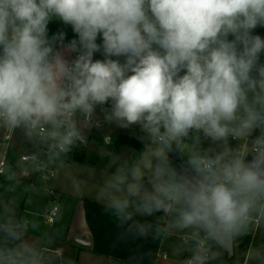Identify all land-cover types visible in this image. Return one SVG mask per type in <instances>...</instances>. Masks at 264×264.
Listing matches in <instances>:
<instances>
[{
    "label": "clouds",
    "instance_id": "1",
    "mask_svg": "<svg viewBox=\"0 0 264 264\" xmlns=\"http://www.w3.org/2000/svg\"><path fill=\"white\" fill-rule=\"evenodd\" d=\"M53 21L70 26L74 38L50 35ZM257 28H264V0H0V129L19 130L59 158L85 144L84 125L98 126L101 116L138 128V158L107 175L96 198L124 237L175 230L190 242L181 264H211L217 249L228 253L264 222ZM157 213L170 221L135 218ZM26 227L0 203V234L19 241L0 246V264H44L23 239Z\"/></svg>",
    "mask_w": 264,
    "mask_h": 264
},
{
    "label": "rangeland",
    "instance_id": "2",
    "mask_svg": "<svg viewBox=\"0 0 264 264\" xmlns=\"http://www.w3.org/2000/svg\"><path fill=\"white\" fill-rule=\"evenodd\" d=\"M255 34L264 37V28H257ZM95 58L102 59L103 57L100 53H97ZM7 133L9 132L0 129V141ZM11 134L12 141L6 156L5 174L0 176V203L8 205L13 210L15 219L18 222L22 221L29 223L28 229L24 231L23 239L41 253L44 264H61V261L65 258L64 250H62L60 244L61 237L67 229L74 226V207L77 202L76 198L80 197L87 203H96V201H99L96 198V194L102 186L105 176L102 174L103 172L100 167L97 168L92 165L101 161L99 157L103 159V156H98L95 151L93 152V148L96 147L95 149H98L103 147L101 141H99L101 137L100 133H94L89 148L86 147L89 146V143L86 146L77 147L70 156V163L81 173L79 179H74V181L79 182L80 186L78 189L74 186L73 182L68 183L66 177L67 162L60 158H55L52 164L57 174L56 178L47 182L43 181V184H40V182H42L41 178H33L34 163H22L21 157L23 155L30 157L32 155L38 156L41 144L28 141L23 132L19 130ZM122 137L130 138L143 147V144L138 142L136 138H132L123 133L118 136L116 141H113V144H111V141L109 144L110 149L107 150L104 160L112 159L113 162L119 164L125 162L132 163L135 161L134 157L137 154L136 147L122 146L118 148L116 146L117 140ZM91 145L93 146L91 147ZM175 158L180 160L177 156ZM21 167H26L30 171L32 170L31 178L25 179L20 175ZM10 170L17 173L16 179L9 180L7 178ZM49 185L55 191L54 197H51L49 194V189H51ZM67 193L72 194L75 200L66 197L69 196ZM54 206L58 208V215L54 224L49 226L45 223V217ZM167 219L170 221L171 218ZM1 235L3 237V246L6 244L11 247L19 243V241H5L3 234ZM233 243L234 257L232 264H242L239 242L236 239ZM254 243L258 244L259 242L254 241ZM43 247H47L48 250L43 252ZM189 247V238L185 236L184 233L173 230L164 237L162 253H166L167 259L163 260L160 258L157 260L156 264H181V262L190 255V252L186 250ZM55 250L61 251V255H56ZM217 251L220 252L219 259L211 261V264H219L222 259L225 264H229L227 254L219 249H217ZM247 264H254L253 258L250 259Z\"/></svg>",
    "mask_w": 264,
    "mask_h": 264
},
{
    "label": "crops",
    "instance_id": "3",
    "mask_svg": "<svg viewBox=\"0 0 264 264\" xmlns=\"http://www.w3.org/2000/svg\"><path fill=\"white\" fill-rule=\"evenodd\" d=\"M123 133L131 136L132 138L134 137L137 139V137H140L141 140L143 139L139 129L136 127L125 130L120 129L115 125H111L100 132L101 137L99 141H101L103 147L98 149H95L96 147L93 148V152L95 151L98 156H103V159L102 157H99V160L101 159V161L96 162L92 166L97 168L100 167L103 172L102 174L105 177L114 172L121 164L113 162L112 159L104 160V158H106L105 155L107 150L110 149V145L104 144L103 139L105 137H111V144H113V141H116L118 136ZM137 141L140 142L138 139ZM90 144L91 143H89V146L86 147L89 148ZM92 146L93 145H91V147ZM70 156L71 154H67L60 158L67 162L66 177L68 183L74 182V179H79L81 177L79 170L74 168L73 164L70 163ZM138 156L139 155H137L136 159ZM175 157L176 156H173V159L179 163V159ZM21 169L27 170L29 174L26 176L22 175ZM31 173L32 170L30 171L26 167L20 168V175H22L25 179L31 178ZM43 181L44 180H42L40 184H43ZM51 190L53 189L51 188ZM67 195L69 196L66 197L75 200L72 194L67 193ZM76 200V206L74 207V226L67 229L61 237L60 244L65 253V258L61 261V264H156L157 260L160 258L163 260L167 259L166 253H162L165 236H153L147 240L124 237V229L117 226L118 222L116 218L110 215L109 211L106 209L105 201L99 200L96 201V203H87L80 197H77ZM135 218L141 221H147L160 225H164L169 222V219L164 217L162 213H157L151 217L136 215ZM26 225V229H28L29 223L26 222ZM245 238L246 243L243 244ZM183 239L187 240L186 238ZM2 240L3 237L0 234V246H3ZM237 240L241 251L242 264H247L250 259L253 258L251 253L254 250L264 252V222H259L253 225L247 234L239 237ZM254 241L259 243L255 244ZM47 250V247L42 248L43 252H46ZM55 252L56 255H61V251L55 250ZM164 255H166V258H164ZM253 262L254 264H264V259L253 258ZM219 264H225L223 259Z\"/></svg>",
    "mask_w": 264,
    "mask_h": 264
},
{
    "label": "built area",
    "instance_id": "4",
    "mask_svg": "<svg viewBox=\"0 0 264 264\" xmlns=\"http://www.w3.org/2000/svg\"><path fill=\"white\" fill-rule=\"evenodd\" d=\"M99 42L100 41L98 40V43ZM111 125L112 124H108V123L104 122L102 116L100 117V123L98 126H93V125H88V124L84 125L86 133H87V136H86L87 142L85 144H80V145L74 147L72 149V151L69 152L68 154L74 153V151L77 147L86 146L92 140L94 133H97V132L100 133L101 131L105 130L106 128L110 127ZM105 138L103 139L104 143L109 145L111 143V141L106 142ZM11 141H12V134L11 133L5 134L4 137L0 141V155H1L0 176L5 174L6 156H7L8 150L10 149ZM64 156L65 155L62 154L59 158L64 157ZM28 157H30V156H27V155L22 156L21 162L22 163H29V162L34 163L33 178L39 177L44 181H50V180H53L56 178L57 174H56L55 169L52 166L53 160L55 158L51 157L49 155L48 149L45 145H41L39 154H38V156H36L37 157L36 160L27 159ZM49 194L51 197L55 196V192L51 189L49 190ZM57 215H58V208L56 206H54L50 210V212L46 215L45 223L47 225H53ZM164 258H166V255H164Z\"/></svg>",
    "mask_w": 264,
    "mask_h": 264
},
{
    "label": "trees",
    "instance_id": "5",
    "mask_svg": "<svg viewBox=\"0 0 264 264\" xmlns=\"http://www.w3.org/2000/svg\"><path fill=\"white\" fill-rule=\"evenodd\" d=\"M60 30H63V31L66 32V34H67L66 39L67 40H70V39L74 38V34H73L70 26H64L63 24H61L59 22H54V21L49 24V34L50 35L55 34V33H57ZM116 146L118 148H120L122 146H133V147H136L137 154L135 155L134 160L136 159L137 155L140 154L141 149H142V146L139 145L136 141H134V140H132L130 138H126V137H122V138L118 139L117 142H116ZM244 243H246V238L243 241V244ZM228 263H229V261H228Z\"/></svg>",
    "mask_w": 264,
    "mask_h": 264
},
{
    "label": "water",
    "instance_id": "6",
    "mask_svg": "<svg viewBox=\"0 0 264 264\" xmlns=\"http://www.w3.org/2000/svg\"><path fill=\"white\" fill-rule=\"evenodd\" d=\"M226 254H227V260L229 261V264H232V260L234 257V243H233L232 247L230 248L229 252Z\"/></svg>",
    "mask_w": 264,
    "mask_h": 264
}]
</instances>
